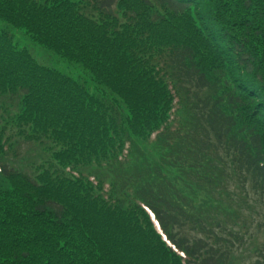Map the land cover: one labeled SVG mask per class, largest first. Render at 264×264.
I'll use <instances>...</instances> for the list:
<instances>
[{"label": "trees", "instance_id": "16d2710c", "mask_svg": "<svg viewBox=\"0 0 264 264\" xmlns=\"http://www.w3.org/2000/svg\"><path fill=\"white\" fill-rule=\"evenodd\" d=\"M258 234L264 0H0V264H234Z\"/></svg>", "mask_w": 264, "mask_h": 264}, {"label": "rangeland", "instance_id": "374dc122", "mask_svg": "<svg viewBox=\"0 0 264 264\" xmlns=\"http://www.w3.org/2000/svg\"><path fill=\"white\" fill-rule=\"evenodd\" d=\"M42 50V49H41ZM40 51V50H39ZM50 54V53H49ZM41 59L44 60V62H51V64L58 65V66H64L67 64L65 60H63L60 57H57L54 54H40ZM53 61V62H52ZM203 197H201L202 199ZM197 200V199H196ZM250 231L255 233V227L254 225H251ZM259 235V234H258ZM256 235L253 238H250L249 240L246 238L244 243L240 244L236 249L237 259L235 260L234 264H250L251 262H256V254L258 253L257 250H255V253L252 252L253 248H261L263 251L262 256H264V238L261 237V234ZM247 236V234H246ZM260 244V246H258ZM257 264H264L262 258L260 257Z\"/></svg>", "mask_w": 264, "mask_h": 264}]
</instances>
